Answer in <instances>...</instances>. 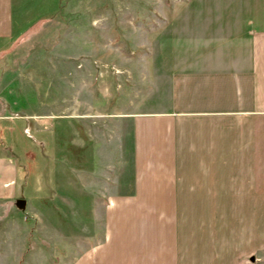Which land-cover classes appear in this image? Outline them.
Masks as SVG:
<instances>
[{
	"label": "crops",
	"instance_id": "obj_1",
	"mask_svg": "<svg viewBox=\"0 0 264 264\" xmlns=\"http://www.w3.org/2000/svg\"><path fill=\"white\" fill-rule=\"evenodd\" d=\"M206 2L205 12L176 14L177 34L168 60L161 57L148 107L113 115L117 122L99 137L89 132L94 122L82 125L88 133L82 148L91 159L66 160L58 169L50 147L39 142L52 176H37L30 212L50 216L43 224L57 254H65L57 245L67 240L77 248L58 264H262L264 0ZM51 3L0 0V71L27 31L57 19ZM4 78L5 72L0 203H12L28 186L18 169L22 161L6 153L8 133L20 127L15 114L6 115ZM64 112L57 117H109ZM113 136L112 157L108 151L100 158V145H112ZM59 194L70 201L58 205ZM75 213L80 220L73 221ZM23 223L31 228L27 239H42L40 223Z\"/></svg>",
	"mask_w": 264,
	"mask_h": 264
},
{
	"label": "rangeland",
	"instance_id": "obj_2",
	"mask_svg": "<svg viewBox=\"0 0 264 264\" xmlns=\"http://www.w3.org/2000/svg\"><path fill=\"white\" fill-rule=\"evenodd\" d=\"M206 1L52 0L48 10L57 19L35 25L5 54L7 68L0 72H5V88L10 93L5 99L6 115L15 114L13 122L20 127L8 133L6 153L22 161L18 169L28 187L14 202L0 203V264H58L76 254L74 241L68 240L57 245L65 254H57L43 224L50 216L30 212L37 200L29 196L37 176L48 179L51 174L39 142L50 147L58 169L66 160L91 159L90 149L82 148L88 142L83 126L94 122L89 132L106 135L117 122L113 115L148 107L155 95L153 82L158 79L161 57L168 60V47L177 34L176 14L205 12ZM68 108L72 114L109 117L83 121L57 117ZM38 123V131H32ZM116 140L113 136L112 145H100V158L108 151L112 157ZM25 199L24 211L25 204L20 208L19 201L25 203ZM66 199L70 201L60 195L56 202L61 205ZM74 215L73 221L80 220L81 214ZM23 221L40 223L37 233L42 239L35 235L27 239L31 228Z\"/></svg>",
	"mask_w": 264,
	"mask_h": 264
},
{
	"label": "water",
	"instance_id": "obj_3",
	"mask_svg": "<svg viewBox=\"0 0 264 264\" xmlns=\"http://www.w3.org/2000/svg\"><path fill=\"white\" fill-rule=\"evenodd\" d=\"M24 204H25L24 201H19V207L20 208H23L24 207Z\"/></svg>",
	"mask_w": 264,
	"mask_h": 264
}]
</instances>
